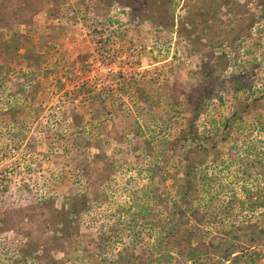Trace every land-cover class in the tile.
Wrapping results in <instances>:
<instances>
[{
    "label": "rangeland",
    "instance_id": "1",
    "mask_svg": "<svg viewBox=\"0 0 264 264\" xmlns=\"http://www.w3.org/2000/svg\"><path fill=\"white\" fill-rule=\"evenodd\" d=\"M0 6V264H119L121 252L134 264H197L206 258L184 262L180 249L199 254L201 244L207 264H236L214 254L219 240L264 252V132L254 121L218 141L230 165L209 157L198 168L204 195L192 204L209 222L190 242L197 223L175 224L176 162L159 149L186 126L206 65L221 60L223 71L198 121L204 138H221L235 105L260 94L264 0ZM236 74L249 78L246 91H235ZM87 83L95 100L73 95ZM173 227L183 232L169 239Z\"/></svg>",
    "mask_w": 264,
    "mask_h": 264
},
{
    "label": "trees",
    "instance_id": "2",
    "mask_svg": "<svg viewBox=\"0 0 264 264\" xmlns=\"http://www.w3.org/2000/svg\"><path fill=\"white\" fill-rule=\"evenodd\" d=\"M1 8V6H0ZM264 16V10L260 12L259 18ZM256 15H254V24L256 23ZM7 43V42H4ZM255 46H258L256 43ZM223 71V63L221 60H217L214 64L206 65L204 70L202 71L203 75L201 78V84L196 89L192 99L189 102L190 115L186 121V126L181 130L178 136L173 139H164L159 144V149L162 146L161 152L165 157H169L176 162V172L173 174V179L175 183V187H177L178 198L175 201L176 211L174 214L178 215V219L175 224H180V222L188 223L190 220L196 221L195 227L191 229L189 233L188 241L192 239V237L196 234L197 225L203 222L208 221L209 218L207 214H205L200 206L194 207L192 201L197 200L201 195H204L203 185L201 183L202 176L198 175V168L207 162L209 157H212L214 162L218 163L219 161L223 162L225 166L231 164V160H223L222 152L217 147L218 141H227L228 137L231 133L239 128L244 122L246 117H249L250 120L254 121L255 125L264 132V84L263 89L260 91V94L251 98L250 100H243L237 105H235L232 113L227 117L224 128L222 132V137L219 139H215L212 136H205L204 138L201 134L200 127L198 125V121L203 113L204 108L210 102L211 92L214 87L215 81L219 78L220 73ZM249 73L248 75H250ZM242 74H236L235 78V91H246L248 87L251 85V82L247 76H241ZM96 86L90 83L82 84L76 93L73 95L79 96L80 94L84 96L86 93H89L88 97L95 100L96 94L98 92H94V88ZM139 93H142L140 90ZM87 98V97H84ZM104 108V106H103ZM82 118V117H81ZM150 144V142H149ZM158 152V155L161 156ZM258 158L259 166H264V159ZM181 174V176L179 175ZM180 202H179V201ZM253 204V203H252ZM188 216V218L185 217ZM207 222V223H208ZM206 224V223H205ZM249 227L241 226L235 231V238L239 239L241 236H245ZM264 234V229L262 230ZM182 230L179 228L173 227L170 230L169 239L175 238V236L181 234ZM240 235V236H239ZM186 236V235H185ZM184 236V237H185ZM187 239V238H186ZM235 239V240H236ZM224 240V239H222ZM221 241V240H219ZM217 243V246L214 250H219L220 252L214 253L215 255L219 254V258H233V263H240L245 258H249L246 260L249 264H262L260 259L264 256V252L262 250H251L252 246H244L240 252L237 254L236 249L241 247L240 241L232 242L227 248H224L225 245H228V240L224 242ZM190 242V241H189ZM178 244H182L181 241ZM202 246L201 253L195 254L193 252V248L188 245L185 249H180L182 256L184 257L183 261L186 262L189 259L195 258H206L205 260L198 259L197 264H207L209 254L206 250V245L201 244L198 247ZM102 247V244H101ZM174 247V246H173ZM213 252V250H212ZM180 253V252H179ZM236 253V254H235ZM194 255V257H193ZM132 258L131 255L125 256L123 252L120 253L119 264H134L130 261ZM137 264H144L143 262H138ZM168 264V263H167Z\"/></svg>",
    "mask_w": 264,
    "mask_h": 264
}]
</instances>
